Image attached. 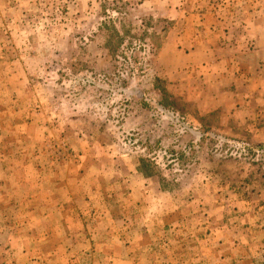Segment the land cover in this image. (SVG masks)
Returning a JSON list of instances; mask_svg holds the SVG:
<instances>
[{
	"label": "rangeland",
	"instance_id": "374dc122",
	"mask_svg": "<svg viewBox=\"0 0 264 264\" xmlns=\"http://www.w3.org/2000/svg\"><path fill=\"white\" fill-rule=\"evenodd\" d=\"M0 264H264V0H0Z\"/></svg>",
	"mask_w": 264,
	"mask_h": 264
},
{
	"label": "crops",
	"instance_id": "0c3cea01",
	"mask_svg": "<svg viewBox=\"0 0 264 264\" xmlns=\"http://www.w3.org/2000/svg\"><path fill=\"white\" fill-rule=\"evenodd\" d=\"M218 7L219 6L216 8L218 9ZM216 8H214V6L206 8L204 11L205 15L203 16L204 20L200 21L198 19L196 23L187 25L186 29H188L187 31L190 36L187 38L182 37L181 39L182 45H187L181 52L185 54L186 51H188V60L190 64L194 63L192 58L195 55L198 59L204 60V69L207 70V72L211 71L212 68H216L215 63L217 59L215 55L218 49L223 45L222 40H227L226 28L221 26L222 23L218 18ZM248 26L252 25L248 24Z\"/></svg>",
	"mask_w": 264,
	"mask_h": 264
},
{
	"label": "trees",
	"instance_id": "16d2710c",
	"mask_svg": "<svg viewBox=\"0 0 264 264\" xmlns=\"http://www.w3.org/2000/svg\"><path fill=\"white\" fill-rule=\"evenodd\" d=\"M163 94H164V93H162V97H163ZM164 107H165V106H164ZM164 107H162V108H164ZM172 154H173V153H172ZM183 157H184V154H183V153H178V159H179V158H183Z\"/></svg>",
	"mask_w": 264,
	"mask_h": 264
}]
</instances>
